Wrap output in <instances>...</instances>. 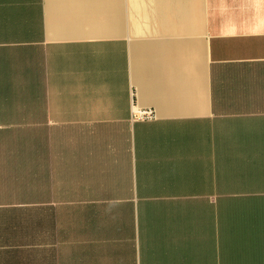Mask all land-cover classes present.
I'll return each instance as SVG.
<instances>
[{"label":"crops","instance_id":"obj_1","mask_svg":"<svg viewBox=\"0 0 264 264\" xmlns=\"http://www.w3.org/2000/svg\"><path fill=\"white\" fill-rule=\"evenodd\" d=\"M0 264H264V0H0Z\"/></svg>","mask_w":264,"mask_h":264}]
</instances>
